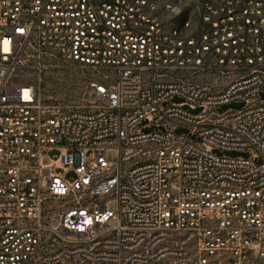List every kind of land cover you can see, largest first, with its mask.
I'll list each match as a JSON object with an SVG mask.
<instances>
[{
    "label": "built area",
    "instance_id": "1",
    "mask_svg": "<svg viewBox=\"0 0 264 264\" xmlns=\"http://www.w3.org/2000/svg\"><path fill=\"white\" fill-rule=\"evenodd\" d=\"M261 95L264 0H0V264H264Z\"/></svg>",
    "mask_w": 264,
    "mask_h": 264
},
{
    "label": "rangeland",
    "instance_id": "2",
    "mask_svg": "<svg viewBox=\"0 0 264 264\" xmlns=\"http://www.w3.org/2000/svg\"><path fill=\"white\" fill-rule=\"evenodd\" d=\"M92 75L87 70L80 67H70L65 63H56L52 68L45 71L42 74L41 91L43 98L47 102L57 103L64 107H78L83 104L84 95L86 92L87 80ZM32 78V76H30ZM221 82H224L223 78H219ZM36 81V78H34ZM261 99L264 100V95H261ZM171 102L180 103L182 99L174 97ZM245 106L244 102H232L220 107L219 112H225L229 110H239ZM201 109L192 111L193 113L200 112ZM145 132L162 131V127H158L155 124H150L147 121H143L140 125ZM176 133L178 135H185L187 138L193 141H199V137L193 134L187 127L177 128ZM219 155H227L229 157H249V154L243 152H220L216 151ZM108 159L114 163L117 160L116 151H110L108 153ZM112 209H116V204L111 206Z\"/></svg>",
    "mask_w": 264,
    "mask_h": 264
}]
</instances>
